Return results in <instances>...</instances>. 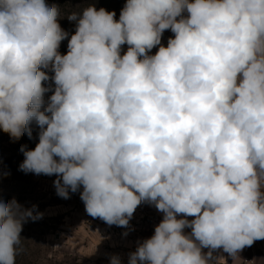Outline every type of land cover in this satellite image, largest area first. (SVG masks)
Instances as JSON below:
<instances>
[{
	"label": "clouds",
	"instance_id": "obj_1",
	"mask_svg": "<svg viewBox=\"0 0 264 264\" xmlns=\"http://www.w3.org/2000/svg\"><path fill=\"white\" fill-rule=\"evenodd\" d=\"M61 16L0 0V130L39 128L19 170L56 175L59 197L79 191L109 226L141 203L163 213L128 264H214L264 240V0H126L118 20L89 5L67 14L70 39ZM42 217L0 197V264Z\"/></svg>",
	"mask_w": 264,
	"mask_h": 264
},
{
	"label": "rangeland",
	"instance_id": "obj_2",
	"mask_svg": "<svg viewBox=\"0 0 264 264\" xmlns=\"http://www.w3.org/2000/svg\"><path fill=\"white\" fill-rule=\"evenodd\" d=\"M126 0H46L61 8L58 23L69 33V39L75 32V22L67 19V14L80 11L94 5L115 11L119 19L120 11ZM170 30L163 33L161 43L167 46ZM68 40L61 42L60 53H67ZM127 45L122 46L123 55ZM154 47L150 54L158 51ZM46 94L45 100L48 96ZM39 128L32 125V139L27 134L13 141L7 133L0 130V197L5 201L15 198L27 208L36 206L43 213L39 220H29L23 226L22 248L17 264H109L112 255L122 254V264H128L129 253L136 250L138 242L147 239L148 233H133L128 228L109 226L99 218L89 216L80 199V192L69 193V199H63L56 193L54 180L56 175L25 174L19 170L23 162L22 146L34 149L38 143ZM82 190V189H81ZM128 234L125 236L124 233ZM264 264V240L255 241L245 247L235 257L226 253L225 264Z\"/></svg>",
	"mask_w": 264,
	"mask_h": 264
},
{
	"label": "built area",
	"instance_id": "obj_3",
	"mask_svg": "<svg viewBox=\"0 0 264 264\" xmlns=\"http://www.w3.org/2000/svg\"><path fill=\"white\" fill-rule=\"evenodd\" d=\"M162 218L163 213L159 212L153 205L141 203L136 208L133 217L129 221L128 229L133 233L146 231L148 233L147 238H150L154 234L155 226L159 224ZM188 219L191 220L193 217H188ZM190 231V229H185V232ZM204 251L208 252L209 249H204ZM212 255L215 258L214 264H225L226 252H223L222 249L214 250ZM118 256L120 257L121 261H123L124 257L122 254H119ZM221 256L224 258H219Z\"/></svg>",
	"mask_w": 264,
	"mask_h": 264
}]
</instances>
